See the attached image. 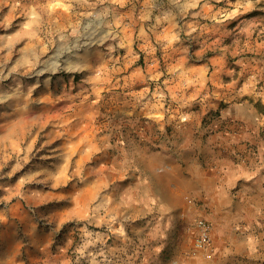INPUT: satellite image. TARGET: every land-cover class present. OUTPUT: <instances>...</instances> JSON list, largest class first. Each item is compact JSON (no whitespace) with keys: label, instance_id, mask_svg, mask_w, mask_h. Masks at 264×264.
Here are the masks:
<instances>
[{"label":"rangeland","instance_id":"rangeland-1","mask_svg":"<svg viewBox=\"0 0 264 264\" xmlns=\"http://www.w3.org/2000/svg\"><path fill=\"white\" fill-rule=\"evenodd\" d=\"M113 1L0 0V264H264L262 198H235L215 220L165 174L196 140L183 143L169 88L205 63L188 40H225L221 82L254 81L262 95L246 99L264 120V0H157L149 45L99 40L138 22L142 0ZM201 217L211 258L194 246Z\"/></svg>","mask_w":264,"mask_h":264},{"label":"crops","instance_id":"crops-1","mask_svg":"<svg viewBox=\"0 0 264 264\" xmlns=\"http://www.w3.org/2000/svg\"><path fill=\"white\" fill-rule=\"evenodd\" d=\"M140 4L136 27L126 22L122 28L104 27L103 30L109 35L99 40H110L111 30L117 36L115 40H141L142 44L146 45L150 44V40H158V29L153 23V20L155 23L157 20V15L154 14L158 6L157 0H142ZM135 8L130 7L125 12L114 8L111 12L113 19L124 22L125 13L131 14ZM167 41L172 43L171 40ZM188 41L195 43V47L198 46L194 53L201 55V60L205 63H184L188 64L187 71L180 72L174 78L177 82L173 84L171 81L169 88L174 95L178 93L176 100L179 105L174 107V110L185 119L184 122L176 121V125L183 132L180 134L184 138L183 143L190 142L194 135L196 140L183 150L182 163L174 161L166 165L165 174L173 178L175 183L170 189L176 196L183 193L200 196L204 204L211 207L216 220V213L223 212L221 205L228 207L224 211L227 215L231 213L229 207L235 198L237 202L248 201L246 204L259 203L256 198H262L264 203V135L260 134L264 120L250 100L246 99L253 97L256 101L262 94L251 79L238 83L244 80L242 72H239L238 79H232L230 86H223V72L218 68L227 59V52L222 47L217 49V45L223 44L225 40ZM177 44L185 48L184 42ZM207 48L211 50L210 55H203L208 53ZM208 61L217 67L212 73L197 68L209 66ZM251 75L252 73L246 76ZM180 79L184 81L181 82ZM209 82L216 85L213 90L207 87ZM221 101L231 103L219 119L208 122L205 114L211 109H217ZM262 103L264 104V99ZM252 144L258 147L257 156H252V151L248 150Z\"/></svg>","mask_w":264,"mask_h":264},{"label":"built area","instance_id":"built-area-1","mask_svg":"<svg viewBox=\"0 0 264 264\" xmlns=\"http://www.w3.org/2000/svg\"><path fill=\"white\" fill-rule=\"evenodd\" d=\"M196 239L194 246L198 251H203L206 257L211 258L212 247V224L207 218H199L195 224Z\"/></svg>","mask_w":264,"mask_h":264}]
</instances>
